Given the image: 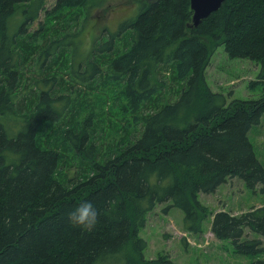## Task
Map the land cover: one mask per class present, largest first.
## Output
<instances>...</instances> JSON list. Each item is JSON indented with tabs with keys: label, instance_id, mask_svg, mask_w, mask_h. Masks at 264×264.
Segmentation results:
<instances>
[{
	"label": "trees",
	"instance_id": "16d2710c",
	"mask_svg": "<svg viewBox=\"0 0 264 264\" xmlns=\"http://www.w3.org/2000/svg\"><path fill=\"white\" fill-rule=\"evenodd\" d=\"M87 1L56 0L46 17L58 22ZM47 2L0 0V264H102L118 256L124 264H173L143 258L139 232L156 205L179 209L185 230L198 233L207 213L199 193L237 178L264 195V166L249 138L264 114V0H225L197 27L189 0H139L136 17L82 57L69 52L79 47L57 23L52 36L46 21L29 33ZM219 46L259 66L249 85L260 86L257 99L228 101L208 87L205 70ZM68 67L70 83L57 76ZM30 70L32 98H20ZM166 72L176 98L164 102ZM97 86L114 91L131 118L106 156L95 121L84 116L86 89ZM84 200L98 212L92 230L67 218ZM245 229L264 238V205L212 216L216 239L240 255L264 254L260 239L242 240Z\"/></svg>",
	"mask_w": 264,
	"mask_h": 264
},
{
	"label": "rangeland",
	"instance_id": "374dc122",
	"mask_svg": "<svg viewBox=\"0 0 264 264\" xmlns=\"http://www.w3.org/2000/svg\"><path fill=\"white\" fill-rule=\"evenodd\" d=\"M46 1V0H45ZM56 0H48L45 10L40 11L38 20L29 29V33L39 30L44 21L50 25V30L45 37L53 35V27L57 23L58 33L70 32L72 38L70 43L77 44L79 50L72 55L79 57L88 54L94 41L101 42L107 38V34L116 33L122 21L136 17L139 12V0H88L85 7L65 11L63 18L58 22H49L48 14ZM77 16V24L74 17ZM65 22H64V21ZM64 25V29L62 25ZM41 34V33H40ZM77 37V38H76ZM40 43L42 40L38 36ZM77 41H79L77 43ZM205 42H208L204 39ZM68 52V53H69ZM71 54H68L63 61H69ZM68 58V59H67ZM79 58L78 60H81ZM85 64V63H83ZM84 65H80V71ZM27 82L24 83V90H20V98L24 96L32 98L33 90L29 91L31 85L32 70L28 72ZM69 67L63 72L58 73L66 83H70L73 73H69ZM259 73V66L248 59H230L224 51L223 46L217 47L211 54L205 70L206 83L213 92H219L228 97V101L233 99L251 100L257 99L261 94V88L256 85L250 88L249 85L255 81ZM169 91L161 90L164 95V102L173 101L176 97L175 84L171 82L167 72ZM76 87L84 89L81 83L75 84ZM57 92L64 91L65 88L58 89ZM89 93V104H84V116H91L96 123V133L99 138L98 149L106 156L110 154L111 147L116 139L122 134L121 129L131 120L130 115L122 116L120 109L122 101L116 98L114 91L97 86L94 90H87ZM166 91V92H165ZM83 92V91H82ZM31 93V94H29ZM84 93V92H83ZM95 99V100H94ZM19 108V107H18ZM133 124V123H132ZM249 138L254 146L256 156L264 166V114L261 122L253 126L249 132ZM73 168L65 170L66 174ZM201 205L206 210V216L201 222V230L198 233H191L183 226V214L177 208H171L164 213L163 209L169 203H162L147 215L145 227L139 232V236L146 242V249L143 252L145 260H152L159 255L167 256L173 264H248L255 260L263 259L262 255H240L235 252L232 244L227 240H218L211 233L210 226L214 213L227 211L233 215H240L247 212L252 207L264 205V195L258 191L247 189L243 182L237 178H230L225 184L220 185L212 194H198ZM245 239H260L264 246V238L259 234L248 229L244 231ZM123 259L118 256L102 264H124ZM100 264V263H99Z\"/></svg>",
	"mask_w": 264,
	"mask_h": 264
},
{
	"label": "clouds",
	"instance_id": "9594fccd",
	"mask_svg": "<svg viewBox=\"0 0 264 264\" xmlns=\"http://www.w3.org/2000/svg\"><path fill=\"white\" fill-rule=\"evenodd\" d=\"M67 218L74 226L92 230L98 222V212L92 201L84 200L68 212Z\"/></svg>",
	"mask_w": 264,
	"mask_h": 264
},
{
	"label": "water",
	"instance_id": "95a60500",
	"mask_svg": "<svg viewBox=\"0 0 264 264\" xmlns=\"http://www.w3.org/2000/svg\"><path fill=\"white\" fill-rule=\"evenodd\" d=\"M225 0H189L192 11V26L197 27L202 20L216 12Z\"/></svg>",
	"mask_w": 264,
	"mask_h": 264
},
{
	"label": "bare ground",
	"instance_id": "6f19581e",
	"mask_svg": "<svg viewBox=\"0 0 264 264\" xmlns=\"http://www.w3.org/2000/svg\"><path fill=\"white\" fill-rule=\"evenodd\" d=\"M110 46V45H109Z\"/></svg>",
	"mask_w": 264,
	"mask_h": 264
}]
</instances>
